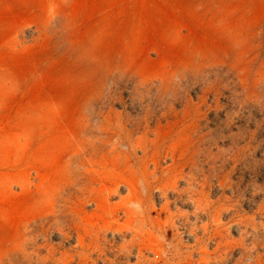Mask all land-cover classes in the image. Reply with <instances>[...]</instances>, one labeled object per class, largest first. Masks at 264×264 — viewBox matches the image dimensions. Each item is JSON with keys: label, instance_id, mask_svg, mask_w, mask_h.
Listing matches in <instances>:
<instances>
[{"label": "rangeland", "instance_id": "374dc122", "mask_svg": "<svg viewBox=\"0 0 264 264\" xmlns=\"http://www.w3.org/2000/svg\"><path fill=\"white\" fill-rule=\"evenodd\" d=\"M0 264H264V0H0Z\"/></svg>", "mask_w": 264, "mask_h": 264}]
</instances>
